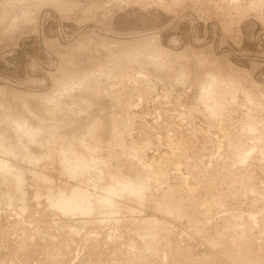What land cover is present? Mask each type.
I'll list each match as a JSON object with an SVG mask.
<instances>
[{
	"label": "rangeland",
	"instance_id": "1",
	"mask_svg": "<svg viewBox=\"0 0 264 264\" xmlns=\"http://www.w3.org/2000/svg\"><path fill=\"white\" fill-rule=\"evenodd\" d=\"M0 160V264H264V0H0Z\"/></svg>",
	"mask_w": 264,
	"mask_h": 264
},
{
	"label": "bare ground",
	"instance_id": "2",
	"mask_svg": "<svg viewBox=\"0 0 264 264\" xmlns=\"http://www.w3.org/2000/svg\"><path fill=\"white\" fill-rule=\"evenodd\" d=\"M20 125H21V124H20ZM27 125H28V124H27ZM18 126H19V125H18ZM24 127H25V126H24ZM30 127H31V126H30ZM27 128H28V127H27ZM27 128L25 127L26 130L29 129V128H28V129H27ZM39 128H40V127H39ZM39 128H38V129H39ZM30 129H31V128H30ZM32 129H33V127H32ZM36 129H37V128H36ZM33 130H35V129H33ZM33 130H32V133H33ZM41 130H42V129H41ZM27 132H28V131H27ZM34 132H35V131H34ZM25 133H26V132H25ZM29 133H30V132H29ZM29 133L26 134V135H29ZM37 133H38V132H37ZM35 134H36V133H35ZM30 135H34V134H30ZM31 137H32V136H31ZM34 137H35V136H34ZM36 137H37V136H36ZM31 139H34V138H31ZM89 151H90V150H88V153H89ZM25 152H26V151H25ZM90 152H91V151H90ZM93 152H94V151H93ZM24 154H25V153H24ZM28 154H29V153H28ZM28 154H26V156H27ZM89 154H90V153H89ZM73 155H74V154H73ZM79 155H80V154H79ZM71 157H72V156H71ZM81 157H82V156H81ZM81 157H80V158H81ZM29 158H30V157H29ZM31 158H32V157H31ZM77 158H79V156H78ZM77 158H75L76 161H77ZM80 158H79V159H80ZM91 158H92V156H91ZM79 159H78V160H79ZM82 159H83V158H82ZM82 159H81V161H82ZM85 159H86V158H85ZM88 159H89V158H88ZM91 160H93V159H91ZM91 160H89V161H91ZM95 160H96V159H95ZM95 160H94V161H95ZM2 161H3V160H2ZM64 161H67V160L65 159ZM72 161H73V160H72ZM79 161H80V160H79ZM0 162H1V160H0ZM68 162L70 163V161H68ZM83 162H84V161H83ZM4 163H6V162H4ZM78 163H79V162H78ZM78 163H76V164H78ZM86 163H88V160H87ZM91 163H93V162H91ZM2 164H3V163H2ZM71 164H72V163H71ZM73 164H74V163H73ZM88 164H89V163H88ZM95 164H96V163H95ZM3 165H4V164H3ZM5 165H6V164H5ZM5 165H4V166H5ZM69 165H70V164H69ZM80 165H83V164L81 163ZM84 165H86V164H84ZM0 166H1V164H0ZM66 166H67V165H66ZM71 166H72V165H71ZM85 167H86V166H85ZM87 168H88V167H86L85 169H87ZM3 169H4V168H3ZM82 170H83V169H82ZM74 171H76V170H74ZM78 171H80V170L78 169ZM85 171H86V170H85ZM85 171H84V173H85ZM86 172H87V171H86ZM74 173H75V172H74ZM72 174H73V173H72ZM76 174H77V173H76ZM76 174H75V175H76ZM17 175H18V174H17ZM78 175H79V173H78ZM19 176H20V175H18V176H16V177H19ZM21 178H23V177L21 176ZM21 178L19 177L18 179L20 180ZM14 179H16V178L14 177ZM77 179H79V178H77ZM159 180H160V178H159ZM125 181H127V180H125ZM129 181H131V179H130ZM137 181H138V180H137ZM120 183H121V182H120ZM140 183H141V182H140ZM18 184H19V183H18ZM143 184L145 185V183H143ZM19 185H20V184H19ZM117 185H118V184H117ZM122 185H123V184H122ZM124 185H126V184H124ZM129 185H130V184H129ZM133 185H134V184H133ZM141 185H142V184H141ZM144 185H142V186L144 187ZM131 186H132V185H131ZM131 186H130V187H131ZM109 187H110V186H109ZM118 187H119V186H118ZM121 187H123V186H121ZM121 187H120V188H121ZM111 188H112V187H111ZM111 188H110V189H111ZM113 188H115V187L113 186ZM120 188L117 189V190H119L118 192H122V191L124 190V189H123V190L120 191ZM74 189H78V188H74ZM121 189H122V188H121ZM127 189H128V188H127ZM127 189L125 188V190H127ZM131 189H133V187H132ZM63 192H64V191H63ZM63 192H62V193H63ZM73 192H75V191L73 190ZM83 192H84V191H83ZM129 192H130V190H129ZM76 193H77V192H76ZM81 193H82V192H81ZM84 193H85V192H84ZM110 193H111V192H110ZM63 194H64V193H63ZM108 194H109V193H108ZM122 194H123V193H122ZM86 195H87V194H86ZM86 195L84 194V196H86ZM65 196H66V195H65ZM68 196H69V195H68ZM84 196H83V197H84ZM119 196H120V193H119ZM137 196L139 197V195H137ZM61 197H63V196L61 195ZM105 197H106V196H104V198H105ZM140 197H141V196H140ZM63 198H65V197H63ZM66 198H68V197H66ZM100 198H102V197H100ZM106 198H107V197H106ZM69 199H70V198H68V200H67L68 202H69ZM74 199H75V198H74ZM85 199H86V198H85ZM102 199H103V198H102ZM107 199H108V198H107ZM58 200H59V199H58ZM60 200H61V199H60ZM60 200H59V201H60ZM62 200H63V199H62ZM72 200H73V199H72ZM72 200H71V201H72ZM103 200H104V199H103ZM65 201H66V199H65ZM79 201H80V200H79ZM87 201H89V199H88ZM101 201H102V200H101ZM57 202H58V201H57ZM60 202H61V201H60ZM68 202H66V203H68ZM75 202H76V199H75ZM90 202H91V201H90ZM85 203H86V202H85ZM53 204H54V203H53ZM56 204H57V203H56ZM60 204H61V203H60ZM62 204H64V203H62ZM62 204H61V205H62ZM68 204H70V203H68ZM86 204H87V203H86ZM173 204H174V202H173ZM173 204H171V205H173ZM74 205H75V204H73V206H74ZM91 205L94 206V203H92ZM55 206H56V205H55ZM57 206H58L57 209H58V208H61V207H59V203L57 204ZM69 206H70V205H69ZM71 206H72V205H71ZM78 206H79V205H78ZM80 206H81V205H80ZM89 206H90V205H89ZM173 206H174V207L176 206V207L179 208V206H177V205H173ZM66 207H67V206H66ZM66 207L64 206V208H66ZM85 207H86V205H85ZM87 207H88V206H87ZM87 207H86V208H87ZM94 207H96V205H95ZM53 208H54V207H53ZM55 208H56V207H55ZM62 208H63V207H62ZM68 208H69V210L71 209L70 207H68ZM77 208H78V207H77ZM79 208H80V207H79ZM82 208H84V207H82ZM86 208H84V210H85ZM91 208H92V207H91ZM91 208H90V209H91ZM170 209H171V208H170ZM59 210H60V209H59ZM64 210H65V209H64ZM67 210H68V209H67ZM76 210H79V209H76ZM174 210H177V209H173V211H174ZM72 211H73V209H72ZM170 211H171V213L174 214V212H173L172 210H170ZM170 211H169V212H170ZM84 212H86V211H84ZM62 213H63V212H62ZM65 213H67V212H65ZM179 213H181V212L179 211ZM67 214H68V213H67ZM175 215H176V213H175ZM181 215H182V214H181ZM168 241H169V240H168ZM169 243H170V242H169ZM171 243H172V242H171ZM240 255H241V254H240ZM241 256H242V255H241ZM236 257H237V256H236ZM253 260H254V259L250 260V262H252ZM237 261H238V260H237ZM247 262H248V259L246 260L245 263H246V264H253V263H250V262L247 263ZM253 262H256V260H254ZM235 263H236V262H235ZM239 263H241V262H239ZM239 263H238V264H239ZM242 263H243V261H242ZM242 263H241V264H242ZM245 263H243V264H245ZM260 263H261V262H260ZM256 264H258V263H256Z\"/></svg>",
	"mask_w": 264,
	"mask_h": 264
}]
</instances>
